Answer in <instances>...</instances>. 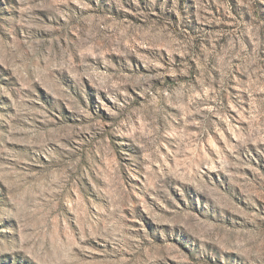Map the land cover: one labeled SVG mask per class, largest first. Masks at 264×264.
<instances>
[{"label": "rangeland", "instance_id": "374dc122", "mask_svg": "<svg viewBox=\"0 0 264 264\" xmlns=\"http://www.w3.org/2000/svg\"><path fill=\"white\" fill-rule=\"evenodd\" d=\"M0 264H264V0H0Z\"/></svg>", "mask_w": 264, "mask_h": 264}]
</instances>
